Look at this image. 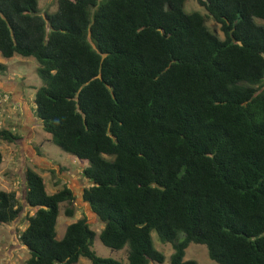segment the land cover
<instances>
[{"label": "trees", "instance_id": "obj_1", "mask_svg": "<svg viewBox=\"0 0 264 264\" xmlns=\"http://www.w3.org/2000/svg\"><path fill=\"white\" fill-rule=\"evenodd\" d=\"M55 2L41 13L37 0H0V55L36 61L33 114L86 161L80 198L100 242L126 244L128 264L161 263L153 230L166 264H198L183 259L189 241L220 264H264V0H197L222 36L184 0ZM10 125L0 140L18 138ZM22 179L23 202L0 189V223L31 209L16 233L24 264H122L94 252L84 215L55 237L58 203L73 212L68 186L47 192L30 166Z\"/></svg>", "mask_w": 264, "mask_h": 264}, {"label": "rangeland", "instance_id": "obj_2", "mask_svg": "<svg viewBox=\"0 0 264 264\" xmlns=\"http://www.w3.org/2000/svg\"><path fill=\"white\" fill-rule=\"evenodd\" d=\"M37 6L39 11L42 13L45 10L51 11L55 8L56 2L55 0H37ZM183 9L184 10H192L196 9L202 14L205 13L204 8L199 5L197 0H184L183 3ZM204 20L207 27L212 30L213 32H216L219 36H222L221 31L219 30L218 23L214 21L210 16L207 14H204ZM255 21H261L262 19L254 18ZM19 57H26V62L22 63L19 62ZM0 61L5 63L7 69L0 73V80L5 79L6 74H21L25 75L26 80H28L29 83H33V85L40 84V79L35 73L34 66L36 65V61L31 56H21L19 54H12L9 57H4L0 55ZM18 62V63H17ZM1 89V88H0ZM30 93V95H33V89H26ZM16 101V100H15ZM19 108V105H18ZM20 109H16L13 113L14 116H12L10 119L18 116ZM34 116V114H33ZM9 119V120H10ZM33 122H35L36 129H39L42 131L40 122L33 118ZM6 123H9L6 121ZM39 125V126H38ZM40 131V132H41ZM35 139L38 140V136L35 135ZM6 143L5 141H0V145ZM36 143V142H35ZM41 144V149L38 146V150L42 153L44 156V160H50L53 163H59L63 165L65 172L67 175H73L78 172V164L82 161V163L86 164L85 160L76 159L67 152L60 149L58 146L53 144L52 142H48L44 140ZM11 147L17 149V145L12 142L10 144ZM37 172V171H36ZM38 173V172H37ZM56 179L57 184L52 185L51 180ZM84 178H82L83 180ZM5 178L0 179V189H3L2 186H7ZM44 180V187L47 192H50V190L54 191L58 188H60L65 183L68 185L70 184V188L73 189V199L70 203V206L72 207V215L66 216L63 213V208L66 205L65 202H59L58 203V213L56 216V222H55V237L59 238L62 235L63 228L65 224L69 220H73L77 217H80L84 215L86 217V221L89 225V227L94 230V236L92 238L91 242V248L94 250V252L97 255L100 256H109L115 259H118L122 264H128L125 253H126V244L123 245L121 248H110L104 244H102L98 238V231L100 227L102 226V223L97 219L95 214L90 211L88 205L80 199L79 187L80 183L76 179V176L71 178H65L61 179L57 177L56 175L49 174L47 172H44L43 176ZM69 182V183H67ZM18 199L23 202L22 193L20 191V194H18ZM20 202V201H19ZM25 212H31V209L29 207L24 206L21 208L19 215L13 219L12 221L8 223H0V264H24V260L28 255V252L18 240H17V231L21 229L24 226L25 219L23 217V213ZM152 237L153 246L160 250L163 255L164 259L161 263H155V262H147L146 264H166L168 260V255L171 252V246L168 242H161L157 239L156 234L153 230L150 232ZM185 258H192L194 259L198 264H220L216 262L215 260L208 257L205 245L203 243L189 241L186 246L184 247V253H183V259ZM74 264H90L89 259L84 256H79L77 261Z\"/></svg>", "mask_w": 264, "mask_h": 264}, {"label": "crops", "instance_id": "obj_3", "mask_svg": "<svg viewBox=\"0 0 264 264\" xmlns=\"http://www.w3.org/2000/svg\"><path fill=\"white\" fill-rule=\"evenodd\" d=\"M19 58V62L22 63L26 62L27 60L26 57ZM0 88H7L8 90L12 91L13 96L17 101L20 109L16 120L14 117L8 121L11 124L10 126L13 127L12 130L17 132L18 138L11 142L5 141L6 143L0 145V179H7V186H2L3 189L13 190L16 193L17 197L18 194H20V191L21 193H23L24 184L22 179V168L24 166H30L41 175L42 179L44 176V172H47L49 174L54 173V175L61 179H72L74 176H76V179L81 184L79 187L80 190L78 192V194L80 195L83 186L88 185V180L81 174V168L86 164L82 163L81 161L78 164V172L73 175H67L63 165L59 163H53L50 160H44V156L42 155L40 150H38V146L41 149L40 143H42L44 140L48 142L50 141L49 139H47L43 130L41 131L39 129H36L35 122H33V118L37 119L35 115L33 116V95H30L28 90H25V88L33 89L34 92L36 85H33V83H29L28 80H26L25 75L17 73H7L5 79L0 80ZM34 134L38 136V140L35 139ZM12 142L17 145V149L11 147L10 144H12ZM82 178L84 179L82 180ZM50 182L53 186L57 184L56 179H52ZM65 185L70 188V184L67 185L65 183ZM70 189L72 193H74L73 189ZM50 192H52V190H50Z\"/></svg>", "mask_w": 264, "mask_h": 264}, {"label": "built area", "instance_id": "obj_4", "mask_svg": "<svg viewBox=\"0 0 264 264\" xmlns=\"http://www.w3.org/2000/svg\"><path fill=\"white\" fill-rule=\"evenodd\" d=\"M16 109H18V103L10 99L6 92H0V128L14 116Z\"/></svg>", "mask_w": 264, "mask_h": 264}, {"label": "clouds", "instance_id": "obj_5", "mask_svg": "<svg viewBox=\"0 0 264 264\" xmlns=\"http://www.w3.org/2000/svg\"><path fill=\"white\" fill-rule=\"evenodd\" d=\"M10 128H11V129H13V127H12V126H10Z\"/></svg>", "mask_w": 264, "mask_h": 264}]
</instances>
